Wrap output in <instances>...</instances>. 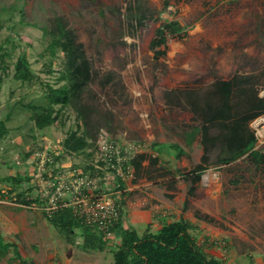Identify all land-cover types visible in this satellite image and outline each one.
Returning a JSON list of instances; mask_svg holds the SVG:
<instances>
[{
    "label": "rangeland",
    "instance_id": "374dc122",
    "mask_svg": "<svg viewBox=\"0 0 264 264\" xmlns=\"http://www.w3.org/2000/svg\"><path fill=\"white\" fill-rule=\"evenodd\" d=\"M16 1L23 4L24 18H14L17 46L11 62L24 53L39 80H14L10 65L0 83V121L6 129L0 138L3 241L13 244L29 264L112 263L109 249L117 238L110 239L103 252H83L80 238L67 243L37 206L15 201L19 193L40 200L46 188L43 181L32 180L38 164L52 162L44 181L49 174L68 175L86 164L97 165V142L104 135L148 158L140 178L130 168L132 176L122 182L124 227L142 234L147 225L156 230L162 222L184 219L194 226L190 233L208 255L226 264H264V166L256 168L246 158L217 166L210 153L193 196H188L189 183L181 174L200 164L203 152L200 135L188 144L185 134L198 127L199 120L172 98L191 90L203 95L213 83L234 75L252 76L258 96L264 97V0H0V8ZM135 4L151 18L131 27L125 14ZM55 16L74 31L94 71L84 96L95 135L89 159L68 155L61 146L79 122L71 110L38 130L26 107L45 103L42 83L58 84L61 53L47 72L45 44L34 26ZM164 21L178 22L184 32L167 36L164 46L151 50L154 32ZM5 26L0 28V43L11 33ZM248 127L256 137L255 149L264 151V114ZM172 144L184 151L179 158L168 150ZM154 158L157 163L150 165ZM18 176L29 180H9ZM27 185L32 186L29 192ZM12 256V248L0 252V264H19Z\"/></svg>",
    "mask_w": 264,
    "mask_h": 264
},
{
    "label": "trees",
    "instance_id": "16d2710c",
    "mask_svg": "<svg viewBox=\"0 0 264 264\" xmlns=\"http://www.w3.org/2000/svg\"><path fill=\"white\" fill-rule=\"evenodd\" d=\"M4 12H8L6 18H2ZM146 14L144 9L135 4L127 8L125 18L131 27H137L151 18ZM17 15L21 17V22L24 18L22 2L16 1L8 8H0V28L6 25L5 27L11 32L0 43V83L2 76H7L10 65L14 80L21 83H33L39 80L24 53L18 54L11 62L17 46L14 37L16 25L14 18ZM34 26L40 29L45 44L43 52L48 57L47 72H52L51 66L58 53H61V68L56 77L58 82L56 86L42 83L45 103L26 105L30 111L29 119L36 129L42 130L57 123L64 111L71 110L79 122L75 129L65 134L61 146L68 155L89 159L92 154L88 150L93 147L95 135L89 129L91 106L85 103L84 96L89 94V87L93 81L92 63L74 31L67 27L62 18L55 16ZM183 32L184 28L178 22L164 21L155 30L149 48L155 50L164 46L167 36L179 37ZM154 53L162 54L161 51ZM252 78V76L234 75L228 80L213 83L203 95L191 90L172 97L175 104H183L199 120L198 127L185 134L188 144L195 134H199V143L203 152L201 163L189 173L181 174L189 183L188 196H193L201 174L206 169L202 164L206 163L210 153L215 154L214 164L217 166L228 165L242 158L248 159L256 168L264 166V151L255 149L256 137L248 127L250 121L264 114V97L258 96L257 82ZM167 98L170 103V97ZM5 133L4 123L0 121V138ZM153 147L155 144L152 145ZM167 148L175 153L176 158L184 154L176 144ZM147 159L145 154L138 153L133 155L123 167L132 168L137 179L142 176L143 162ZM51 163H46V167ZM149 163L154 165L157 159H150ZM82 172L92 177L101 174L100 170L88 164L83 167ZM23 179L29 180L20 176L9 180L18 183ZM116 182L119 188L123 189V184L118 178ZM31 188L32 186L27 185L26 191L29 192ZM0 197H3L1 192ZM15 201L26 206L31 204L39 206L41 203L38 198H26V193H19ZM42 213L67 243L74 244L75 239L80 238L78 248L83 252H103L110 239L117 238L118 242L109 249L111 264H226L224 259L210 256L204 251L198 244L197 237L190 233L194 226L184 219L162 222L157 230H151L150 226H147L145 231L139 234L132 227L124 228L122 218H119L107 229L111 234V237H107L105 231L83 223L71 208L61 207L50 214ZM10 248L13 252L11 258L13 261L29 264L20 256L16 247L4 242L0 235V252L6 254Z\"/></svg>",
    "mask_w": 264,
    "mask_h": 264
},
{
    "label": "built area",
    "instance_id": "2783aa9c",
    "mask_svg": "<svg viewBox=\"0 0 264 264\" xmlns=\"http://www.w3.org/2000/svg\"><path fill=\"white\" fill-rule=\"evenodd\" d=\"M96 155L97 165L93 167L106 172L93 177L82 171L68 175H62L61 172L49 174L44 181L46 162L38 164L32 180L35 184L43 181L46 189L39 197L40 205L31 204L29 207L37 206L46 214L61 207L71 208L83 223L105 231L106 236L111 237L107 229L122 216L123 190L116 179L123 182L132 176L130 167L124 169L123 165L134 153L131 147L120 145L102 135L97 142ZM46 161L49 162V159Z\"/></svg>",
    "mask_w": 264,
    "mask_h": 264
},
{
    "label": "crops",
    "instance_id": "0c3cea01",
    "mask_svg": "<svg viewBox=\"0 0 264 264\" xmlns=\"http://www.w3.org/2000/svg\"><path fill=\"white\" fill-rule=\"evenodd\" d=\"M147 226H149V225H147ZM123 227H124V226H123ZM130 227H131V226H130ZM159 227H160V224H159ZM159 227H158V228H159ZM124 228H127V227H124ZM156 230H157V229H156Z\"/></svg>",
    "mask_w": 264,
    "mask_h": 264
}]
</instances>
